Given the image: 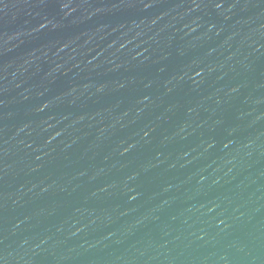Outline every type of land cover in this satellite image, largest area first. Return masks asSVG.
Listing matches in <instances>:
<instances>
[{"label":"water","instance_id":"water-1","mask_svg":"<svg viewBox=\"0 0 264 264\" xmlns=\"http://www.w3.org/2000/svg\"><path fill=\"white\" fill-rule=\"evenodd\" d=\"M0 264H264V0H0Z\"/></svg>","mask_w":264,"mask_h":264}]
</instances>
